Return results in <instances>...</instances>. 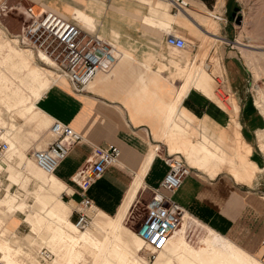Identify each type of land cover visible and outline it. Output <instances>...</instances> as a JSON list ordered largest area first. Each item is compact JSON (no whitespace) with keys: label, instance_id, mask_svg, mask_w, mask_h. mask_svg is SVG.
<instances>
[{"label":"crops","instance_id":"crops-1","mask_svg":"<svg viewBox=\"0 0 264 264\" xmlns=\"http://www.w3.org/2000/svg\"><path fill=\"white\" fill-rule=\"evenodd\" d=\"M235 6L243 12L239 0H211L210 4L206 0H174L172 4L166 0H0V10L4 7L20 9L23 22L27 7L51 11L66 20L76 15L83 27L94 29L120 53L110 69L98 72L84 92L74 93L61 79L49 86L33 107L49 123L60 122L82 138L80 143L69 147L66 157L52 173L59 184L60 196L67 197L70 209L71 206L76 208L80 201L81 190L75 176L88 167L93 149L113 145L119 150L117 164L106 167L85 193L95 214L115 217L127 202L126 220L142 190L150 192L151 196L159 189L183 209L185 218L193 219L230 247L251 253L245 257L240 254L244 260L264 264V192L246 184L252 180L250 175L234 169L243 177L241 182L245 183H241L215 175L214 171L207 175L190 169L180 187L169 194L160 189L168 172L165 162L168 153H161L164 145L154 139L168 138L170 153L181 150L190 165L208 162L213 157L222 162L226 159L218 153V148L212 151L204 145L189 144L176 118L190 121L197 118L210 127L225 128L228 120L233 122L231 114L213 106L195 90H190L180 102L181 106L178 103L172 112L178 93L171 80L178 61L174 52L199 47L203 59L208 47L215 45L213 40L219 43V62L205 66L208 69L223 67L224 82L238 101L241 137L248 145L257 134L259 138L263 135L264 116L246 96L245 63L238 46L233 45L238 38L233 24ZM208 24H212L214 30H208L214 34L209 41L195 29V25L205 29ZM181 25L201 39L200 46L182 35ZM167 35L181 36L190 46L182 51L171 49L164 44ZM194 59L195 56L188 69L181 72L185 82ZM200 77V71H194L189 83L194 84ZM190 86L202 92L197 86ZM171 116L176 127H172ZM154 147L158 149L150 156ZM245 148L248 146L242 151ZM241 154L239 149L235 150V157Z\"/></svg>","mask_w":264,"mask_h":264},{"label":"rangeland","instance_id":"rangeland-1","mask_svg":"<svg viewBox=\"0 0 264 264\" xmlns=\"http://www.w3.org/2000/svg\"><path fill=\"white\" fill-rule=\"evenodd\" d=\"M206 1L211 3V0ZM239 1L243 12H239L236 9L238 6H235L233 24L238 31V38L236 44L233 45L238 46L245 63L248 75L245 84L246 96L264 116V0ZM0 11V130L3 133V141L6 143H8V139L10 142L14 141L18 149L17 152L16 148L11 147V151L4 156L0 163V263L132 264L128 258L121 259V249L124 243L135 240L134 233L139 221L146 214L145 206L150 199V192L142 190L127 219L123 220L125 231L133 235L132 239L124 237L123 240H118L112 237L111 231H98L88 239H80L82 233L93 227V210L89 213V225L85 229L71 231L69 224L75 225L76 208L71 206L70 209L67 205L69 204L67 197L60 196L58 187L43 188L34 182L36 176L34 173L43 179L47 176L38 169L31 157L34 150L45 149L48 143L53 140L50 133L52 123H49L39 111L32 108L43 92L55 83L54 81L57 82L61 79H56L57 73L43 64L36 53L24 49L20 43L12 41L15 40L14 37L17 34L21 33L25 23L20 9L4 7ZM211 17L215 16L211 15ZM181 26L183 28L182 35H186V39L192 41L196 46H200L201 39L192 35L187 26ZM205 29L214 31L212 24H208ZM204 37L208 39L207 41L211 40L209 37ZM204 41L206 40L204 39ZM218 44L216 42L215 45L209 46L207 55L205 54L203 59H201L199 47L190 48L185 52H174L178 61L174 64L171 80L176 91H180L186 83L188 87L190 85L197 86L202 91L201 84L207 81V93L200 92L194 87H191L188 92L190 90L197 91L209 99L213 106L232 115L233 124L228 120L225 128L210 127L205 121H200L197 118L191 121L176 118L179 127L185 130L189 144L204 145L212 151H215L214 148H218V153L224 155L226 159L222 162L213 157L208 162L190 165L188 157L181 150L176 151L175 154L170 153L168 138L154 137V139L164 145L161 147V153L181 157L188 168H190L189 165L193 166L190 169L199 170L207 175L214 171L215 175L227 177L232 182H241L234 179L232 171L234 169L243 170V173L250 175L251 182L253 181L252 185L251 182L246 184L250 188L264 192V131H261L263 134L261 138L257 134L256 139L247 145L239 132L238 101L224 82L223 67L208 69L205 66L212 65L216 60L219 62ZM213 49L215 50L213 51ZM25 50L28 51L25 52ZM26 53L30 54V61L26 57ZM194 56L195 63L185 82L181 77V72L188 69ZM21 61L28 64L30 68H24ZM196 64L198 65L196 66ZM194 71H200L201 77L199 81L190 84L189 79L191 80ZM210 79L211 82L208 83ZM176 82L178 83L175 86ZM10 83L18 86V96L11 95L9 90L5 89V87L14 89V86L10 87ZM183 115L188 118L186 113ZM246 146L248 148L242 151V148ZM236 149L242 152L237 157L234 155ZM198 151L201 154L200 149ZM200 172L199 174L205 176ZM97 218L104 221L100 215ZM55 224L79 238L78 241L75 243L60 241L51 229ZM176 238H183V242L189 246V249H171L166 253L164 250L156 255H150L142 246L139 250V256L143 260L142 264H154L158 256H160L158 261L161 264H191L189 261L185 262L186 259L195 264H236L238 263L237 257L242 260V256L245 257V254L251 256V253L239 251L233 245H231L233 249L229 250V245L223 239L213 235L189 217L180 222L179 228L172 236V239ZM49 244H51L50 248ZM41 249L48 250L52 254V259L48 263L39 259L38 254ZM76 253L79 254L77 258L74 257ZM216 253L221 257H213ZM244 263L253 264L249 260H244Z\"/></svg>","mask_w":264,"mask_h":264},{"label":"built area","instance_id":"built-area-1","mask_svg":"<svg viewBox=\"0 0 264 264\" xmlns=\"http://www.w3.org/2000/svg\"><path fill=\"white\" fill-rule=\"evenodd\" d=\"M24 15L21 33L14 37L16 42L36 53L39 60L63 78L74 93L84 92L95 75L100 71L107 72L119 57L120 53L113 43L105 40L94 29L83 27L76 15L66 20L51 11L33 10L32 7L25 8ZM164 44L176 51L190 46L183 37L177 35H167ZM50 133L53 140L45 149L34 150L31 157L39 168L53 173L66 157L69 147L80 143L82 138L73 129L57 121L51 124ZM8 150L7 143L1 140L0 132V163ZM118 155L119 150L113 145L96 147L89 158L88 167L75 176V182L81 190L80 201L75 209V225L78 229H85L89 225V213L94 207L85 195L86 190L106 167L117 164ZM165 162L168 172L161 181L160 189L172 194L180 187L190 168L179 156L166 155ZM145 208L146 214L139 221L135 233L143 248L150 255H156L169 244L185 212L170 198L162 195L159 189L152 192ZM38 257L48 263L52 254L41 249Z\"/></svg>","mask_w":264,"mask_h":264},{"label":"bare ground","instance_id":"bare-ground-1","mask_svg":"<svg viewBox=\"0 0 264 264\" xmlns=\"http://www.w3.org/2000/svg\"><path fill=\"white\" fill-rule=\"evenodd\" d=\"M166 2L168 4L169 3L172 4V3H174V0H166ZM195 29L198 32H200L201 34H203L204 36L209 37V39H211L210 36H212V35L214 36V34L210 33L207 29L200 28L198 25H195ZM216 38L218 39V37H216ZM12 41L16 42V40H12ZM213 42L216 43L215 40H213ZM25 51H28V50H25ZM25 55L28 58V60L30 61L31 60L30 54L29 53L28 54L26 53ZM22 65H23L24 68L26 67V69L30 68V66L28 64H26L25 62H23V61H22ZM38 70L39 71H42L41 69H38ZM205 73H206V71H205ZM56 79L59 80V79H63V78H61L57 74ZM21 81L22 80L20 79V82ZM54 82H56V81H54ZM210 82H211V79L208 81V83H210ZM186 84H184L182 86V88L180 89V91H178V93H177V95L175 97V100H174V104H173V107H172V112H174V109L177 106V104L182 101V97H184L185 95H187L186 93L188 92V88L189 87H188V84L187 85ZM206 84H207V81H206V83H202L201 85L203 87L202 88V92L204 91V92L207 93L206 88L208 87V85H206ZM9 85H10V87L14 86V89L7 88V87H5V89L6 90H9V92H10L11 95L18 96L19 95L18 86H16V84H14V83H10ZM31 108L32 107L30 106V109ZM170 118H171V122H172V127H176L177 124L175 122H173V120H172L173 116H171ZM0 132H1V130H0ZM2 138H3V133L1 132V140H3ZM7 142H8L7 145L9 147V150L6 153V155L11 151V147L16 148V143L14 141L13 142L12 141L10 142V140L8 139ZM156 149H158V148L157 147H154L153 148V150L150 153V156L154 155ZM39 150H41V149H39ZM17 152H18V149H17ZM38 169L40 171H42L47 177L45 179H43L41 176L39 177V175H37V173H34V175H36L35 176V179H34V182L36 184H38L39 186H41L43 188L44 187L45 188L46 187H50V188L59 187V184L55 180V178L52 176V173H48V172L42 170L39 167H38ZM232 174H233L234 179H236L237 181H243L244 180L243 177L240 176L239 173L235 172L234 170L232 171ZM127 208H128V204H127V202H125L123 204V206L121 207V209L119 210V213L115 217L102 216L103 219H104V221H100L97 218V216L99 217L100 212H99L98 215L94 213L93 227H92V229H87L84 233H82L81 236H80V239H82V238L88 239L89 236L94 235V233H96L98 231L99 232H102V231H106V232L107 231H111L112 237L113 238H117L118 240H123L124 237H128V238L132 239L133 235L131 233H127L125 231L124 226H123V220L125 218V215H126V212H127ZM183 219H185V215L182 217L181 221ZM69 227L71 228V231L72 232H75L76 229H78L76 227V225L69 224ZM49 228H51V226H49ZM51 229H53L52 230L53 233H55L56 238H58L60 241H63V242L66 241L68 243H75L79 239L76 236H74L72 233L67 232V231H64L63 228L61 226L57 225V224H55L54 227L51 228ZM134 234H135V240H130V241L124 243V246L121 249V251H122V257H121V259H124L125 260L126 258H128L131 261L132 264H142V261L143 260H142L141 256H139V250L141 249V247L143 245H142V242L139 239V237L136 235V233H134ZM50 247H51V244H49V248ZM188 247L189 246L186 243L183 242V238H176L175 240L171 238V240L169 241V244L166 246V248L164 250H165V253H166L167 250H171V249H174L175 250V249H180V248L189 249ZM230 249H232V248L229 246V250ZM76 254H74V257L75 258H77L79 256L78 253H76ZM213 257L218 258V257H221V255L216 253V254L213 255ZM158 259L160 260V256H158ZM158 259H156V261L154 262V264H161V262L158 261ZM237 259H238V263H236V264H245L244 263V259L241 260L239 257H237ZM186 261L191 262V264H195L191 260L186 259L185 262Z\"/></svg>","mask_w":264,"mask_h":264},{"label":"water","instance_id":"water-1","mask_svg":"<svg viewBox=\"0 0 264 264\" xmlns=\"http://www.w3.org/2000/svg\"><path fill=\"white\" fill-rule=\"evenodd\" d=\"M235 13L233 14V17H234Z\"/></svg>","mask_w":264,"mask_h":264}]
</instances>
